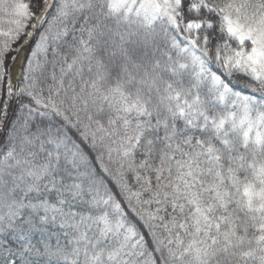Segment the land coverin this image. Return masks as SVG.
I'll return each mask as SVG.
<instances>
[{"label":"snow or ice","instance_id":"6c2138e0","mask_svg":"<svg viewBox=\"0 0 264 264\" xmlns=\"http://www.w3.org/2000/svg\"><path fill=\"white\" fill-rule=\"evenodd\" d=\"M0 264H264V0H0Z\"/></svg>","mask_w":264,"mask_h":264},{"label":"bare ground","instance_id":"6f19581e","mask_svg":"<svg viewBox=\"0 0 264 264\" xmlns=\"http://www.w3.org/2000/svg\"><path fill=\"white\" fill-rule=\"evenodd\" d=\"M18 67H19V65L17 64V66L15 68H13V77H15V74H16Z\"/></svg>","mask_w":264,"mask_h":264}]
</instances>
